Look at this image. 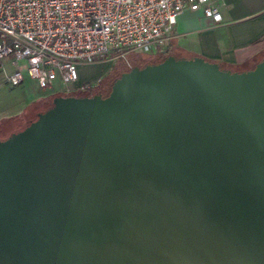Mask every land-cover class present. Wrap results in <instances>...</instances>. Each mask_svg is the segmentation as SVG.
<instances>
[{
    "label": "water",
    "instance_id": "95a60500",
    "mask_svg": "<svg viewBox=\"0 0 264 264\" xmlns=\"http://www.w3.org/2000/svg\"><path fill=\"white\" fill-rule=\"evenodd\" d=\"M0 264H264V57L56 96L0 141Z\"/></svg>",
    "mask_w": 264,
    "mask_h": 264
},
{
    "label": "built area",
    "instance_id": "2783aa9c",
    "mask_svg": "<svg viewBox=\"0 0 264 264\" xmlns=\"http://www.w3.org/2000/svg\"><path fill=\"white\" fill-rule=\"evenodd\" d=\"M218 1L0 0V61L11 59L17 67L8 77L13 86L23 83L27 71L42 90L60 80L71 91L80 80V65L132 52H165L186 9L221 22Z\"/></svg>",
    "mask_w": 264,
    "mask_h": 264
},
{
    "label": "crops",
    "instance_id": "0c3cea01",
    "mask_svg": "<svg viewBox=\"0 0 264 264\" xmlns=\"http://www.w3.org/2000/svg\"><path fill=\"white\" fill-rule=\"evenodd\" d=\"M218 3L221 22L206 17L202 10L186 9L173 27L167 49L177 57L200 56L233 71L252 69L264 57V0H219ZM2 63L12 68L10 75L17 69L11 59ZM106 73L100 74L97 80ZM87 75L81 71L79 82L83 83L77 85L88 83ZM47 91H52L49 96L30 103L57 92L53 88Z\"/></svg>",
    "mask_w": 264,
    "mask_h": 264
},
{
    "label": "rangeland",
    "instance_id": "374dc122",
    "mask_svg": "<svg viewBox=\"0 0 264 264\" xmlns=\"http://www.w3.org/2000/svg\"><path fill=\"white\" fill-rule=\"evenodd\" d=\"M126 60H128L132 66L143 67L147 64H152L159 59L154 58L147 53L132 52L128 53L125 58L119 57L114 60H107L89 65H80L78 70L79 73L81 71L86 72L88 74L86 80H88V83L90 82L91 85H95L96 87L99 85V81L101 79L100 78L97 80L98 76L103 72L108 73L112 70L109 77L104 79L103 83L100 84L95 91L96 93L101 91L104 93V95H107L112 87L110 84L120 77V75L125 72L124 70L127 69L128 65ZM24 64V61H20L19 63L20 66H23ZM11 71L12 68L9 65H5L0 61V123L5 124V121L8 119L18 116L21 117L20 121L17 123H6V130H11L15 127L23 128L30 120L36 118L37 113L41 107L44 108V105L43 102H41L42 106H39V104L33 105L30 103L31 100L45 98V95L49 96V94L52 92L42 89L40 90L37 82L29 76L27 71H24V82L19 86H13L8 82V77L11 74ZM80 82L83 83V81ZM80 88L81 86L76 85L75 88H73L71 91H68L67 86L64 85L60 80L55 81L53 84V89L57 91L55 93L59 92L64 93V95L76 96L87 95V90ZM28 101L31 105L28 103Z\"/></svg>",
    "mask_w": 264,
    "mask_h": 264
},
{
    "label": "trees",
    "instance_id": "16d2710c",
    "mask_svg": "<svg viewBox=\"0 0 264 264\" xmlns=\"http://www.w3.org/2000/svg\"><path fill=\"white\" fill-rule=\"evenodd\" d=\"M169 55H173V54H172V51H171L170 49H166L165 52H160V53L157 54V55H151V56H153L154 58H158V59H159V60L153 62L152 64L161 62L165 57H167V56H169ZM141 67H142V66H141ZM222 67H223V68H226V67H224V66H222ZM129 69H130V68L127 67V69L124 70V71H127V70H129ZM111 71H112V70H111ZM111 71L108 72L105 76H103V77L100 79V81H99V82H100L99 85L103 83L104 79H106V78L109 77V75L111 74ZM112 84H113V83H112ZM112 84H110V86H111ZM99 85H98V86H99ZM98 86H97V87H98ZM97 87H96L95 85L92 86L90 89L87 90V95H83V96H93V95H96V94H102V95H104V93H102L101 91H99L98 93L95 92ZM101 87H102V86H101ZM62 94H64V93H56V94L50 96V97L47 98V99H41V100L35 102L33 105H37V104H39V106H40V105H41V102H43V105H44V108L41 107V109H40L39 112L37 113V116H38V114H39L40 112L45 111L48 107L51 106L52 101H53V99H54L56 96H59V95H62ZM104 96H106V95H104ZM41 106H42V105H41ZM37 116H36V118H34L35 120L37 119ZM20 118H21V117L18 116V117H15V118L8 119V120L5 121V124H6V123H8V124H10V123H17V122L20 121ZM34 119L30 120V121H29V122H28L23 128L15 127V128H13V129H11V130H6L5 127H7V125L2 124V126H1V128H0V141H1V140H5V139H7L8 137H10L12 134L17 133V132L23 130V129H24L25 127H27L31 122L35 121ZM8 132H9V133H8ZM7 133H8V134H7Z\"/></svg>",
    "mask_w": 264,
    "mask_h": 264
},
{
    "label": "flooded vegetation",
    "instance_id": "af4514ba",
    "mask_svg": "<svg viewBox=\"0 0 264 264\" xmlns=\"http://www.w3.org/2000/svg\"><path fill=\"white\" fill-rule=\"evenodd\" d=\"M103 93V92H102Z\"/></svg>",
    "mask_w": 264,
    "mask_h": 264
}]
</instances>
